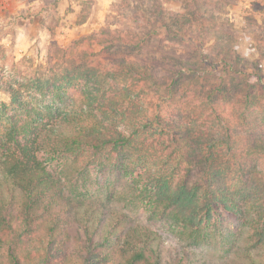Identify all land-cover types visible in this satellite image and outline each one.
I'll return each mask as SVG.
<instances>
[{
    "label": "trees",
    "instance_id": "trees-1",
    "mask_svg": "<svg viewBox=\"0 0 264 264\" xmlns=\"http://www.w3.org/2000/svg\"><path fill=\"white\" fill-rule=\"evenodd\" d=\"M170 1L115 4L30 98L0 83V264H264V30L243 55L216 0Z\"/></svg>",
    "mask_w": 264,
    "mask_h": 264
},
{
    "label": "rangeland",
    "instance_id": "rangeland-1",
    "mask_svg": "<svg viewBox=\"0 0 264 264\" xmlns=\"http://www.w3.org/2000/svg\"><path fill=\"white\" fill-rule=\"evenodd\" d=\"M121 1L0 0V83L8 82L14 86L21 83L23 94L29 97L28 94L33 92L31 84L37 79H51L52 75H60L58 68L54 67L60 61V57H56L52 63L49 61L52 50L55 47L67 48L82 36L99 31L110 21V16L115 12V4ZM188 3L186 0H171L165 7L174 13L186 14L192 11ZM216 3H218L217 7L211 6L220 18L219 23L225 25L226 29L223 33L235 35L241 42L240 52L247 55L252 42L258 43V38L264 30V0H216ZM111 27L118 29L117 26ZM195 39L191 49L196 57L204 58V54H209L212 59L218 57L221 47L216 46L214 41L204 42L196 38V35ZM89 47L87 43H80L77 50L85 51ZM93 49L99 51L100 47L94 46ZM187 55L190 61L191 56ZM67 59L70 57L68 56ZM100 62L103 63L104 60L96 56L91 58L89 64L92 67H99ZM262 66L264 75V61ZM262 79L261 83L264 82V78ZM72 95L81 103V96ZM0 101H9V96L1 89ZM197 102L190 103L197 104ZM234 113L233 115L237 117L240 110ZM261 113L258 111L256 114ZM191 118L193 123H200L197 121L199 116ZM231 183H237L236 177L232 178ZM169 237L168 231L163 233V238L168 245ZM219 253V250L213 249L207 257L211 258L214 264H222L226 255L220 254L222 255L220 256Z\"/></svg>",
    "mask_w": 264,
    "mask_h": 264
}]
</instances>
